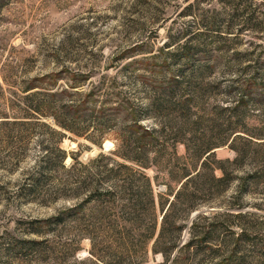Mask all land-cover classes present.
I'll use <instances>...</instances> for the list:
<instances>
[{
	"label": "rangeland",
	"instance_id": "374dc122",
	"mask_svg": "<svg viewBox=\"0 0 264 264\" xmlns=\"http://www.w3.org/2000/svg\"><path fill=\"white\" fill-rule=\"evenodd\" d=\"M199 32L207 34L209 54L185 66L188 73L179 90V96L188 99L191 115L185 119L152 114L149 94L181 70L180 64L171 63L172 69L163 72L160 64L188 40L198 52ZM259 64L264 65V0H0V112L5 115L20 104L28 88L70 84L86 92L108 88V106L119 97L130 98L140 105L149 125L192 124L203 143L241 135L236 148L230 142L215 149L216 160L224 161L226 170L218 167L215 175L226 177L219 188L227 189L216 196L199 194L200 207L182 217L188 224L201 214L214 219V250H176L172 254L176 264H264V147L256 146L259 140L253 137L264 134V106L237 107L238 84L245 74L256 73ZM203 65L206 70L200 71ZM119 122L121 116L110 124ZM93 126L84 136L68 133L62 142L69 153L67 165L73 162L71 154L84 165L100 154L123 161L115 154L117 135L106 126ZM183 137L190 142L192 135ZM92 138H101L102 145ZM39 148L33 142L17 170L0 168V264H112L115 250L107 247L109 243L93 248L95 240L87 234L91 228L100 242L119 232L123 212L118 203L80 208L74 197L49 203L9 198L6 188L9 191L29 176ZM187 152L184 141L169 148L172 169L190 162ZM146 174L159 204L166 183L175 185L176 180L169 169L151 167ZM111 184L104 182L103 188L110 189ZM157 213L160 226L158 205ZM183 234L186 240L187 230ZM153 244L149 241L144 250L133 253L134 264L171 263L163 253L154 252Z\"/></svg>",
	"mask_w": 264,
	"mask_h": 264
},
{
	"label": "trees",
	"instance_id": "16d2710c",
	"mask_svg": "<svg viewBox=\"0 0 264 264\" xmlns=\"http://www.w3.org/2000/svg\"><path fill=\"white\" fill-rule=\"evenodd\" d=\"M206 36L205 32L196 34L197 38H202L198 52L188 40L174 55L166 57L160 64L163 72L166 70L164 68L172 69L171 63L180 64L181 70L179 74H173L172 81L159 83L153 88V94H149L148 108L152 114H178L185 119L191 115L192 108L188 99L179 96V90L184 87L182 77L185 78L188 73L185 66L190 67L197 56L207 57L209 54L208 48L211 45L206 42ZM132 66L133 63L127 64L128 68ZM257 67L259 70L256 73L245 74L238 84V108L251 103L264 106V65L259 64ZM203 70H206V65L200 69ZM76 88L70 84L66 87L53 84L42 88L31 87L26 90L27 94L20 104L12 106L10 114L0 112V168L10 172L17 170L27 158L31 144L38 142L40 146L29 176L9 191L6 188L9 198L49 203L62 197H74L80 200V208L89 203H118L123 212L119 221L122 222L120 231L111 236L110 240L100 242H96V237L92 236L94 230L91 228H88L87 234L95 240L93 248L109 243L107 247L115 250L112 264H134L136 257L133 253L144 250L152 240L154 252L163 253L166 262L171 261L170 264H176V257L172 259L176 250H214L213 241L217 232L214 219L201 214L188 224L183 222L182 217L191 215L195 208L200 207L202 203H196L199 194L216 196L227 189V185L219 188L226 177L218 178L215 175L218 167L226 171L222 166L224 161L216 160L215 149L230 142L236 148L241 135L220 136L214 141L203 143L202 138L197 136L198 131L191 127L192 124L158 122L149 125L142 119L140 105L130 98L119 97L117 103L108 106L111 102L108 88H100L104 94L101 90L86 92ZM176 97L178 99L175 100ZM119 116L122 117L120 124H110ZM215 121L211 120L212 123ZM200 123L196 122L197 125ZM91 125L94 128L96 125L106 126L109 132L117 135L115 154L123 161L100 154L88 165H84L71 154L73 162L67 165L69 153L62 147V142L68 133L84 136ZM229 125L235 127L236 124L229 122ZM187 134L192 135L190 142L183 137ZM253 137L259 140L256 146L264 147V134ZM91 140L102 145L101 138ZM180 141L187 145V158H190V162L175 164L172 169V161L167 159L169 148ZM78 165L82 168L79 169ZM151 167L161 171L169 169V174L176 180L175 185L166 183L167 190L161 194L159 204L152 178L146 174ZM202 179L205 180L199 185ZM104 182H111V188L104 189ZM204 201L205 205L211 204L209 200ZM157 205L163 216L160 226ZM185 230L188 232L186 240L183 237ZM223 243H227L226 239Z\"/></svg>",
	"mask_w": 264,
	"mask_h": 264
}]
</instances>
